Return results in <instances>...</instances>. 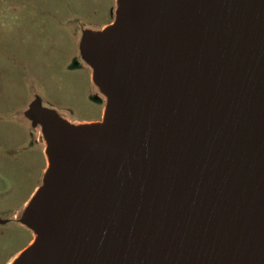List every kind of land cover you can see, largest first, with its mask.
I'll return each mask as SVG.
<instances>
[{
	"label": "water",
	"instance_id": "1",
	"mask_svg": "<svg viewBox=\"0 0 264 264\" xmlns=\"http://www.w3.org/2000/svg\"><path fill=\"white\" fill-rule=\"evenodd\" d=\"M80 56L101 120L30 106L47 166L10 264H264V0H116Z\"/></svg>",
	"mask_w": 264,
	"mask_h": 264
},
{
	"label": "rangeland",
	"instance_id": "2",
	"mask_svg": "<svg viewBox=\"0 0 264 264\" xmlns=\"http://www.w3.org/2000/svg\"><path fill=\"white\" fill-rule=\"evenodd\" d=\"M115 10L116 0H0V264L35 237L19 218L47 161L28 110L37 104L74 125L101 120L104 98L80 44Z\"/></svg>",
	"mask_w": 264,
	"mask_h": 264
},
{
	"label": "crops",
	"instance_id": "3",
	"mask_svg": "<svg viewBox=\"0 0 264 264\" xmlns=\"http://www.w3.org/2000/svg\"><path fill=\"white\" fill-rule=\"evenodd\" d=\"M31 242H32V238L30 239V241L28 242V244H27L26 246H28ZM22 250H23V249H22ZM22 250H20V251L15 255V257H16V256H17ZM15 257H13L12 259H10V261H9L8 263H6V264H10V263L13 261V259H14Z\"/></svg>",
	"mask_w": 264,
	"mask_h": 264
},
{
	"label": "flooded vegetation",
	"instance_id": "4",
	"mask_svg": "<svg viewBox=\"0 0 264 264\" xmlns=\"http://www.w3.org/2000/svg\"><path fill=\"white\" fill-rule=\"evenodd\" d=\"M102 108H104V105H103V107ZM102 117V116H101ZM101 119V118H100ZM99 121V120H98ZM97 122V121H96Z\"/></svg>",
	"mask_w": 264,
	"mask_h": 264
},
{
	"label": "bare ground",
	"instance_id": "5",
	"mask_svg": "<svg viewBox=\"0 0 264 264\" xmlns=\"http://www.w3.org/2000/svg\"><path fill=\"white\" fill-rule=\"evenodd\" d=\"M47 161V160H46Z\"/></svg>",
	"mask_w": 264,
	"mask_h": 264
}]
</instances>
